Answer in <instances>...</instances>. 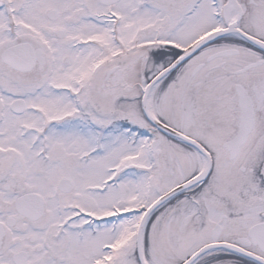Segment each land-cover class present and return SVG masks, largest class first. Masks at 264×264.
I'll list each match as a JSON object with an SVG mask.
<instances>
[{
	"label": "snow or ice",
	"instance_id": "1",
	"mask_svg": "<svg viewBox=\"0 0 264 264\" xmlns=\"http://www.w3.org/2000/svg\"><path fill=\"white\" fill-rule=\"evenodd\" d=\"M0 264H264V0H0Z\"/></svg>",
	"mask_w": 264,
	"mask_h": 264
}]
</instances>
